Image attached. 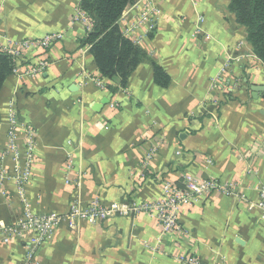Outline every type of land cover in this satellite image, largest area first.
<instances>
[{
  "label": "crops",
  "instance_id": "1",
  "mask_svg": "<svg viewBox=\"0 0 264 264\" xmlns=\"http://www.w3.org/2000/svg\"><path fill=\"white\" fill-rule=\"evenodd\" d=\"M80 2L0 0V42L65 34L50 50L44 73L11 75L2 87L0 170L13 166L2 155L14 101L20 122L37 137L28 197L39 213L66 212L79 178L84 201L99 198L104 204L154 200L165 184L180 186L186 174L235 182L238 190L184 209L180 218L187 234L163 243L158 224L147 215L84 222L74 231L63 225L37 264H181L177 256L185 251L205 264H264V212L255 206L264 186V65L229 11L232 0H136L126 8L122 31L170 76L167 88L155 83L149 64L125 88L119 80L102 79L89 47L81 46L90 27L73 22ZM146 25L154 27L149 31ZM88 75L100 77L106 88L86 80ZM215 78L218 90L212 89ZM157 138L159 150L144 165ZM70 156L75 167L68 172ZM10 190L0 194V224L21 216ZM24 255V241L0 244V264H21Z\"/></svg>",
  "mask_w": 264,
  "mask_h": 264
},
{
  "label": "built area",
  "instance_id": "2",
  "mask_svg": "<svg viewBox=\"0 0 264 264\" xmlns=\"http://www.w3.org/2000/svg\"><path fill=\"white\" fill-rule=\"evenodd\" d=\"M143 17L148 19L147 15H143ZM73 22H82L91 29L88 16L79 7L76 9ZM146 26L149 31L154 27L153 25ZM64 39V33L52 32L21 42H0V52L8 54L14 59L15 66L12 75L35 78L44 73L51 65L48 54L54 45ZM136 40L140 41V39ZM228 69L229 65L222 70V73L227 72ZM85 79L92 81L99 89L106 88L100 77L88 75ZM219 83V78H215L212 82V89L218 90ZM7 122L8 145L2 155V161L8 158L12 161L13 166L0 170V194L4 197L8 196L11 192L10 186H12L22 210L20 218L15 223L0 224V244L10 245L14 240L24 241L25 255L21 264H37L41 249L52 240L56 230L63 225L74 231L81 223L97 225L116 217L150 216L160 228L158 240L163 243L165 239L187 234L180 218L184 209L190 208L212 195L233 196L238 190V184L235 182L227 183L214 179L198 180L196 177L186 174L180 186L179 184H165L162 196L154 200L143 201L131 197L128 201L104 204L99 198L84 201L79 186L81 178H79L77 194L74 195L66 212L39 213L34 210L28 197V190L34 182L38 160L36 133L31 126L20 122L14 101L9 105ZM161 141L157 138L153 143L152 149L145 157L144 165H149L156 156ZM74 167V159L70 156L66 161L65 169L69 172L74 170ZM66 184H70L69 179L66 180ZM257 198L255 206L264 212V186L258 189ZM241 199H244V196ZM177 260L181 264H205L187 251L180 253Z\"/></svg>",
  "mask_w": 264,
  "mask_h": 264
},
{
  "label": "trees",
  "instance_id": "3",
  "mask_svg": "<svg viewBox=\"0 0 264 264\" xmlns=\"http://www.w3.org/2000/svg\"><path fill=\"white\" fill-rule=\"evenodd\" d=\"M136 0H81L79 9L89 18L91 29L82 47L90 53L102 79L119 80L125 88L131 75L143 64L151 65L155 83L169 87L171 78L153 62L148 53L124 34L120 21L126 8ZM229 11L247 31V41L264 65V0H232ZM12 56L0 52V93L6 79L12 75ZM115 92V88H111ZM1 120V113H0Z\"/></svg>",
  "mask_w": 264,
  "mask_h": 264
},
{
  "label": "water",
  "instance_id": "4",
  "mask_svg": "<svg viewBox=\"0 0 264 264\" xmlns=\"http://www.w3.org/2000/svg\"><path fill=\"white\" fill-rule=\"evenodd\" d=\"M261 88L260 87H258V86H256V85H252V90H254L255 92H259V90H260ZM264 90V89H263ZM112 97V96H111ZM111 97H110V99H111ZM108 104V100L107 101H104L102 104H100L101 105V107H103V106H105V105H107Z\"/></svg>",
  "mask_w": 264,
  "mask_h": 264
}]
</instances>
